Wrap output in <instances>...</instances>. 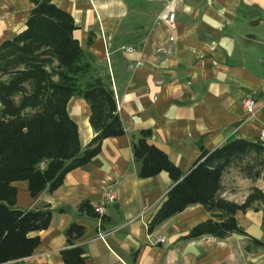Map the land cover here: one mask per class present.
<instances>
[{
	"label": "crops",
	"instance_id": "0c3cea01",
	"mask_svg": "<svg viewBox=\"0 0 264 264\" xmlns=\"http://www.w3.org/2000/svg\"><path fill=\"white\" fill-rule=\"evenodd\" d=\"M52 2L73 17V37L94 56L97 70L109 75L125 133L103 140L100 153L68 172L53 192L45 189L32 197L27 181L12 184L15 207L48 206L51 221L30 234L40 237L31 256L4 264H63L60 251L72 223L85 227L76 242L84 249L85 264H264V249L247 250L243 235L184 240L211 218L199 204L149 231L174 182L164 171L139 178L132 153V141L149 129L148 142L186 173L202 149L211 151L235 138L257 140L264 129V0ZM32 7L30 0H0V44L25 29ZM170 12L174 27L165 20ZM250 99L255 101L251 115L245 106ZM67 113L84 150L94 137L90 107L71 97ZM252 187L264 189V180L248 179L230 167L222 176L220 197L242 203ZM108 189L115 193L113 202L104 200ZM85 201L103 207V215L79 212ZM235 218L264 244L261 211L237 212ZM156 236L165 241L153 244Z\"/></svg>",
	"mask_w": 264,
	"mask_h": 264
},
{
	"label": "trees",
	"instance_id": "16d2710c",
	"mask_svg": "<svg viewBox=\"0 0 264 264\" xmlns=\"http://www.w3.org/2000/svg\"><path fill=\"white\" fill-rule=\"evenodd\" d=\"M30 1L33 7L25 29L0 44V264L31 256L40 237L30 234L47 229L51 221L48 206L15 207L17 189L12 184L27 181L32 197L45 189L53 192L68 172L100 153L103 140L125 133L110 77L97 70L94 56L73 37V17L52 0ZM71 97L83 98L90 107L94 137L84 150L77 125L67 113ZM150 136L149 129L141 130L132 141L138 177L164 171L174 185L150 220L149 231L199 204L211 218L195 225L184 240L204 236L222 240L237 234L247 237V250L264 249L235 218L237 212L248 210L264 214V189L252 187L242 203L220 197L221 179L230 167L248 179L264 180V147L258 141L235 138L211 151L202 149L183 173L148 142ZM78 211L98 216L86 201ZM84 232L78 223L67 228L60 251L63 264H85L84 249L76 244Z\"/></svg>",
	"mask_w": 264,
	"mask_h": 264
},
{
	"label": "built area",
	"instance_id": "2783aa9c",
	"mask_svg": "<svg viewBox=\"0 0 264 264\" xmlns=\"http://www.w3.org/2000/svg\"><path fill=\"white\" fill-rule=\"evenodd\" d=\"M174 19H175V14L173 12H170L169 14L166 15L165 17V20L167 21V23L171 26V27H174ZM129 51L132 50V48H129L128 49ZM254 104H255V101L250 99L246 102V107H247V110L249 113H252L253 112V109H254ZM263 147H264V129L260 130L259 134H258V138L257 140ZM43 166V164H41V167ZM116 196H115V193L108 189V190H105L104 192V200L106 202H113L115 200ZM94 210L98 213L99 216L103 215L105 209L103 207H95ZM105 234H101L99 235V237H104ZM165 241V238L164 237H160V236H156L154 239H153V244H158V243H163Z\"/></svg>",
	"mask_w": 264,
	"mask_h": 264
},
{
	"label": "rangeland",
	"instance_id": "374dc122",
	"mask_svg": "<svg viewBox=\"0 0 264 264\" xmlns=\"http://www.w3.org/2000/svg\"><path fill=\"white\" fill-rule=\"evenodd\" d=\"M247 102V101H246ZM246 102H245V106H246ZM246 110H247V107H246ZM255 111H254V109H253V112L252 113H249L248 112V110H247V113L249 114V115H251V114H253ZM262 130V129H261ZM234 168H236V167H234ZM238 169V168H237ZM238 171H239V169H238ZM240 172V171H239ZM241 173V172H240ZM241 175L244 177V175L241 173ZM228 184V183H227ZM228 186V185H227ZM242 187H243V185H242ZM242 191H243V188L242 189H240L239 191H238V194L236 195V198H239V196H241V193H242ZM263 213V212H262ZM263 220H262V222H261V228H263L264 229V214H263V218H262ZM257 224V223H256Z\"/></svg>",
	"mask_w": 264,
	"mask_h": 264
}]
</instances>
